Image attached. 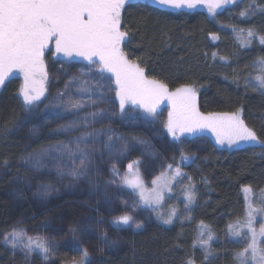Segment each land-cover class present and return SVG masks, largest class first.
Here are the masks:
<instances>
[{
	"label": "rangeland",
	"instance_id": "rangeland-1",
	"mask_svg": "<svg viewBox=\"0 0 264 264\" xmlns=\"http://www.w3.org/2000/svg\"><path fill=\"white\" fill-rule=\"evenodd\" d=\"M136 1L158 5L153 0H127V3ZM225 8L218 9L217 12ZM123 10L121 30L126 31L128 36L122 44V50L129 60L138 63L129 57L126 50L130 32L123 20ZM194 10H204L213 16L204 6L176 11L192 12ZM94 59L98 60V58ZM44 62L48 74L47 98L32 110H26L23 104L17 121L11 129L12 135L18 138L23 145V160L14 167L11 163H0V196L6 202L5 225L0 233V245L22 260L24 264H52L59 252L66 253L63 264H73V261L81 262L83 248L89 251V257L83 261V264H87L104 252L116 256L124 255L128 248L129 237L160 228L162 225H169L163 221L167 218V213L170 214V210L175 208L176 203L180 208L176 209L177 215L178 210L184 215L186 198L182 195L183 199L176 201L172 195L177 188V183L184 182L179 188L182 191L189 184L187 168L191 164L205 161L211 146L228 150L237 148L227 144L220 145L216 141L215 134L210 130L195 136L185 134L179 141L173 139L165 127L168 113L172 111L167 99L158 106L154 118L143 119L142 109L131 105L127 107V115L121 116L118 109V98L115 96V76L106 71H98L100 67L98 63L91 64L85 58L75 54L71 57L56 54L54 45H49L45 51ZM88 68H92L93 71L87 76H81V72L87 71ZM14 81H17V94L21 98L20 89L24 85V75L18 69L14 70L5 85L0 87V95L5 93ZM168 90L174 92L176 89L168 88ZM195 90L198 94L196 88ZM57 93H64L66 101L82 102L84 107L79 112H64L63 108L54 107L53 101ZM100 109L104 110L105 117L98 118L91 123L88 130L104 129L105 131L103 135L89 143L90 152L85 175L73 178L57 174L56 163H59L65 172L71 167H81L78 157L74 158L75 164L65 157L60 161L46 159L47 167L42 170L33 168L28 159L30 154L35 156L50 145L69 142L72 137L80 135V132L84 131L83 128L66 133L59 129L77 116H85ZM55 111L64 112L63 118L54 117L52 113ZM235 113H239L242 117L241 112ZM134 117L135 120H133ZM109 128L111 132L107 131ZM108 135L112 136L111 150L106 147ZM141 140L150 146L147 150L145 144L138 142ZM125 149L126 154H122V150ZM181 151L194 159L191 162L180 163ZM52 155L54 156L55 153L53 152ZM137 159L140 161L138 169L134 167L130 173L127 164ZM169 164L179 165L181 172L187 175L177 177L172 181V191L165 192L164 199L159 205L154 206V210L139 204L138 193L121 184L119 177L114 176L112 171L115 166L121 176L131 178L132 174L138 170L144 183L145 195L151 196L155 187L152 181L162 172L168 173L169 177L172 175L167 169ZM114 180L115 182H112ZM262 195H257L252 190L254 206L264 207ZM199 200L200 194L196 193L194 203ZM166 201L170 204L164 205ZM126 213L133 215L134 220L142 226L137 228L135 224H132L114 227L111 224L115 216ZM244 219L245 215L240 221ZM262 224H264V218L257 215L255 228L259 230ZM13 228H24L28 236L33 238L40 236L54 242L50 243L51 251L47 259L39 251L29 253L22 244H18L15 248L6 244L4 235ZM73 228L76 229L75 235L71 231ZM104 232L107 233L108 241H115L111 246L106 244L102 235ZM244 232L246 233L247 229ZM233 238L245 240V248L250 242L247 236L243 238L233 236ZM259 239L260 246L264 247V237ZM249 263L254 264L251 260L248 261Z\"/></svg>",
	"mask_w": 264,
	"mask_h": 264
},
{
	"label": "trees",
	"instance_id": "trees-1",
	"mask_svg": "<svg viewBox=\"0 0 264 264\" xmlns=\"http://www.w3.org/2000/svg\"><path fill=\"white\" fill-rule=\"evenodd\" d=\"M245 11L251 14L242 16ZM123 20L130 32L127 53L148 78L172 90L182 85L196 88L198 107L205 114L241 112L245 123L264 140V91L252 80L264 75V68L256 63L264 57V44L258 36L246 35L248 29L264 35V0H238L215 16L204 10L176 11L136 1L125 5ZM211 33L219 39L213 40ZM17 89L14 81L0 95V163L12 167L24 157L21 141L11 133L23 108ZM187 171L200 194L190 210L185 209L184 215L178 210L169 225L129 237L124 255L104 252L87 264H187L189 260L194 264H241L236 254L246 243L233 238L229 225L245 215L243 186L264 195V147L241 145L228 150L211 146L207 159L191 164ZM183 183H177L172 195L176 201L183 199L179 189ZM175 209H180L177 203ZM5 212L6 202L0 196V233ZM201 222L214 234L207 249L198 243L207 239V233L200 235ZM65 254L59 252L52 264H63ZM0 264L24 263L0 245Z\"/></svg>",
	"mask_w": 264,
	"mask_h": 264
},
{
	"label": "snow or ice",
	"instance_id": "snow-or-ice-1",
	"mask_svg": "<svg viewBox=\"0 0 264 264\" xmlns=\"http://www.w3.org/2000/svg\"><path fill=\"white\" fill-rule=\"evenodd\" d=\"M161 8L167 9H196L204 6L213 16L218 9L233 4L235 0H153ZM127 0H0V87L5 85L9 76L16 69L24 75V85L20 89V96L26 110H32L43 99H46L48 74L44 62V54L49 45H54L56 54L65 56L78 55L85 58L91 64H99L98 71L109 72L115 76V96L118 98V109L121 116L127 115V107L135 106L142 109L143 119L156 116L158 106L167 99L172 111L168 113L166 122L167 132L177 141L182 136L188 134L195 136L210 130L215 134L216 141L220 145L227 144L230 147L241 145L264 147L257 132L249 127L239 113H201L197 106V92L189 85H182L174 92L169 91L166 84L155 79H149L145 75V70L135 61L129 60L127 54L122 50V44L128 36L126 31L121 30L122 10ZM251 13L242 12V16ZM233 31L245 32L243 29L233 28ZM213 40L219 37L211 33ZM248 38L258 36L261 44H264V35H259L254 29L246 30ZM250 43V39L244 42ZM215 56V53L213 54ZM94 58H98L94 59ZM226 59V58H222ZM264 68V57L256 61ZM93 71L88 68L82 71L81 76H87ZM256 82V87L264 91V75H257L252 78ZM84 83H87L84 81ZM64 93H57L53 106L63 108L64 112H79L84 107L82 102L66 101ZM64 112L55 111L52 115L56 118H63ZM105 112L103 109L90 112L85 116H77L67 125L61 127V132H75L83 128L80 135L74 136L69 142H59L50 145L41 153L33 156L29 155L33 168L42 170L47 167L46 159L53 161L63 160L65 157L75 164V157L80 159L81 167H71L67 172L59 164H55L58 175H68L79 178L86 174V162L89 159V143L95 138L104 134V129L88 130L91 123L98 118L103 119ZM135 120V117L133 118ZM111 132L109 128L107 130ZM123 139V137H119ZM133 139H136L133 137ZM112 136H107L106 147L111 150ZM146 150L150 147L144 141ZM55 153L53 156L52 153ZM126 154V149L122 150ZM175 159V158H173ZM194 157L185 152L180 153V163L191 162ZM140 164L139 159L127 164V169L131 173L134 167ZM167 169L172 175L162 172L153 181L155 185L151 196L145 195V188L142 177L137 170L132 177L121 176L119 170L113 166L114 176L119 177V182L135 190L139 195L138 203L153 208L159 205L164 199L165 192H171V183L177 177L186 176L182 173L179 165H167ZM189 184L185 186L182 195L186 198L185 209L195 201L194 185L191 177L188 176ZM112 182H115L112 181ZM241 191L245 194L246 214L243 221H237L234 225H229L230 233L235 237L247 236L249 243L243 252L237 253V258L241 264H248L251 260L254 264H264V247L260 246V237H264V224L260 229L255 228L256 216L264 218V207H256L252 202L251 186H243ZM264 193V190H261ZM264 203V195H262ZM135 210V206H133ZM177 217V210L173 208L166 219L165 224H171ZM111 224L114 227L128 226L135 224L140 228L142 225L134 220L133 215L123 214L115 216ZM247 229L245 233L244 230ZM73 235L76 229L72 230ZM207 233V239H199L198 243L205 249L210 247V242L214 234L207 225L201 222L200 235ZM102 235L108 246L115 241L107 240V233ZM6 244L15 248L18 244L27 249L29 253L39 251L47 259L51 248L47 238L28 236L26 229L13 228L4 235ZM26 241V242H23ZM23 242V243H22ZM195 247V244L193 245ZM89 257L87 248L82 249L81 262L73 261V264H83ZM207 259V256H205ZM187 264H194L189 260Z\"/></svg>",
	"mask_w": 264,
	"mask_h": 264
}]
</instances>
